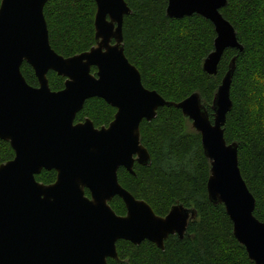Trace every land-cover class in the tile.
I'll list each match as a JSON object with an SVG mask.
<instances>
[{
    "label": "water",
    "instance_id": "water-1",
    "mask_svg": "<svg viewBox=\"0 0 264 264\" xmlns=\"http://www.w3.org/2000/svg\"><path fill=\"white\" fill-rule=\"evenodd\" d=\"M47 1L0 0V139L14 151L0 163V264H108V258L128 264L118 257V240H147L163 249L169 235L183 238L194 208L177 202L159 216L118 181L120 167L133 174L134 162L150 164L139 125L164 105L180 109L200 134L209 162L207 197L223 205L248 258L264 264V222L254 216L255 198L240 173L237 143L224 138L235 56L213 95L211 119L198 92L169 101L142 84L124 54L123 19L130 13L125 0H94L95 43L70 56L50 45L43 14ZM226 4L167 0L168 17L197 14L213 24V49L202 64L209 75L217 73L226 49L243 50L220 11ZM23 62L32 67L37 86L27 83ZM48 71L65 77L61 89L50 88ZM91 97L116 109L107 125L96 127L90 118L75 121ZM43 169L55 170L52 183L36 180ZM114 196L123 201L125 214L110 206Z\"/></svg>",
    "mask_w": 264,
    "mask_h": 264
},
{
    "label": "trees",
    "instance_id": "trees-1",
    "mask_svg": "<svg viewBox=\"0 0 264 264\" xmlns=\"http://www.w3.org/2000/svg\"><path fill=\"white\" fill-rule=\"evenodd\" d=\"M130 13L124 16V54L139 71L142 84L164 99L180 101L198 92L212 119L213 95L235 56L230 87L232 107L226 115L224 138L237 143L240 173L255 198L254 216L264 222V0H227L220 11L234 27L242 51H224L215 75L202 69L213 49V24L200 15L181 18L166 15L167 0H125ZM94 0H48L43 14L51 47L63 56L88 50L94 45ZM96 71L95 67L91 68ZM21 72L27 83L38 81L30 65ZM49 86L59 90L64 76L47 72ZM115 108L99 97L85 100L75 121L90 118L94 126L107 125ZM189 119L174 106H161L155 117L140 122V142L147 148L149 165L134 163V173L118 169V181L133 196L146 201L153 211L165 215L181 202L196 210L188 220L183 238L176 234L164 240V248L144 240L133 244L118 240V257L128 264H254L233 235L232 222L222 204H212L206 191L209 162L203 154L200 134L188 128ZM14 151L0 139V163ZM55 170H42L36 180L49 184ZM85 193L89 192L85 189ZM119 215L125 214L121 198L109 202ZM108 264H116L112 258Z\"/></svg>",
    "mask_w": 264,
    "mask_h": 264
},
{
    "label": "rangeland",
    "instance_id": "rangeland-1",
    "mask_svg": "<svg viewBox=\"0 0 264 264\" xmlns=\"http://www.w3.org/2000/svg\"><path fill=\"white\" fill-rule=\"evenodd\" d=\"M187 126H188V128H191L192 127V125H191V121L189 120V122L187 123ZM193 128V127H192ZM194 129V128H193Z\"/></svg>",
    "mask_w": 264,
    "mask_h": 264
},
{
    "label": "flooded vegetation",
    "instance_id": "flooded-vegetation-1",
    "mask_svg": "<svg viewBox=\"0 0 264 264\" xmlns=\"http://www.w3.org/2000/svg\"><path fill=\"white\" fill-rule=\"evenodd\" d=\"M135 163V162H134Z\"/></svg>",
    "mask_w": 264,
    "mask_h": 264
}]
</instances>
